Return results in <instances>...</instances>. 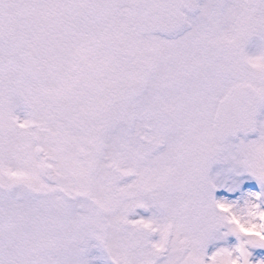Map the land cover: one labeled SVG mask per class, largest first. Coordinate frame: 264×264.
Returning a JSON list of instances; mask_svg holds the SVG:
<instances>
[{
	"label": "snow or ice",
	"instance_id": "obj_1",
	"mask_svg": "<svg viewBox=\"0 0 264 264\" xmlns=\"http://www.w3.org/2000/svg\"><path fill=\"white\" fill-rule=\"evenodd\" d=\"M0 264H264V0H0Z\"/></svg>",
	"mask_w": 264,
	"mask_h": 264
},
{
	"label": "rangeland",
	"instance_id": "obj_2",
	"mask_svg": "<svg viewBox=\"0 0 264 264\" xmlns=\"http://www.w3.org/2000/svg\"><path fill=\"white\" fill-rule=\"evenodd\" d=\"M254 49H250V51H253Z\"/></svg>",
	"mask_w": 264,
	"mask_h": 264
}]
</instances>
